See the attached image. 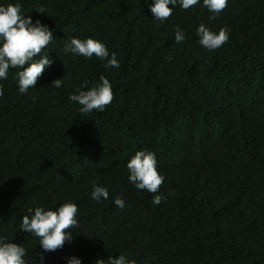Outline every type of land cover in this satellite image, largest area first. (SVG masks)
Returning a JSON list of instances; mask_svg holds the SVG:
<instances>
[{
	"label": "trees",
	"instance_id": "trees-1",
	"mask_svg": "<svg viewBox=\"0 0 264 264\" xmlns=\"http://www.w3.org/2000/svg\"><path fill=\"white\" fill-rule=\"evenodd\" d=\"M16 2L52 31L43 51L53 62L25 94L17 69L0 81V236L24 246L28 264H39L37 254L43 264H95L121 251L135 264H264V0H228L214 20L200 4L177 5L163 22L151 0H0ZM200 23L228 26V41L203 48ZM73 37L103 42L120 67L65 55ZM100 75L113 99L82 114L67 97ZM140 149L155 153L164 177L159 205L127 180ZM94 183L106 200L90 198ZM65 202L77 206L73 239L42 253L21 218Z\"/></svg>",
	"mask_w": 264,
	"mask_h": 264
},
{
	"label": "clouds",
	"instance_id": "clouds-1",
	"mask_svg": "<svg viewBox=\"0 0 264 264\" xmlns=\"http://www.w3.org/2000/svg\"><path fill=\"white\" fill-rule=\"evenodd\" d=\"M197 4L208 10L209 20H214L226 8L228 0H151L148 9L154 20L163 22L177 5L183 10H188ZM36 12L45 13V9L40 7ZM174 31L175 42L185 40L184 31L179 26ZM230 31L228 26L213 31L204 23H200L195 29V34L203 48L215 51L228 41ZM53 38V33L47 25L41 24L39 19L33 21L22 11L20 2L0 4V81L8 78L10 68L17 69L15 73L17 91L25 94L29 89H34L33 86L44 69L51 66L53 62L47 52L43 51L48 48ZM63 53L65 55L70 53L73 57L83 56L85 59L95 56L104 61L106 69L120 67L116 53L110 54L103 42L91 37L83 40L71 38L68 43H65ZM50 84L59 89L63 80L60 77L52 80ZM84 88L87 90H82ZM111 89L110 81L104 75H100L99 82L94 86L88 87L82 84L74 93L68 95L67 100L78 104L80 106L78 111L82 114L91 113L93 110L102 112L113 99ZM3 95L4 88L0 85V96ZM125 167L128 171L127 180L137 190H146L155 194L151 200L152 204L159 205L165 199L159 194L164 177L157 171L154 152L137 150ZM90 198L96 202L106 200L108 191L105 187L94 183ZM113 202L119 208L124 207V200L120 196L115 197ZM28 212L30 215L21 218L19 229L28 236L38 238L42 253L56 251L65 244L71 243L73 232L68 230L78 227L75 203L65 202L54 209L37 206L29 208ZM26 255L24 246L0 236V264H28ZM37 255L39 264H43V255ZM64 260L65 264H81L80 258L76 256L65 257ZM95 264H135V262L128 259L126 251H121L115 257L109 255L106 259L98 258Z\"/></svg>",
	"mask_w": 264,
	"mask_h": 264
}]
</instances>
